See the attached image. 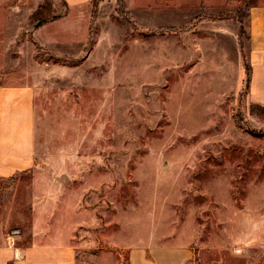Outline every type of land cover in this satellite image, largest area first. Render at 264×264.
Segmentation results:
<instances>
[{"label":"rangeland","instance_id":"rangeland-1","mask_svg":"<svg viewBox=\"0 0 264 264\" xmlns=\"http://www.w3.org/2000/svg\"><path fill=\"white\" fill-rule=\"evenodd\" d=\"M122 3L0 0V84L34 90V165L0 179V243L264 264V106L246 78L264 0Z\"/></svg>","mask_w":264,"mask_h":264},{"label":"crops","instance_id":"crops-1","mask_svg":"<svg viewBox=\"0 0 264 264\" xmlns=\"http://www.w3.org/2000/svg\"><path fill=\"white\" fill-rule=\"evenodd\" d=\"M69 8L92 0H64ZM250 81L248 101L264 106V4L253 7L248 22ZM34 90L28 85L0 84V179H9L34 165ZM188 245H161L154 241L128 251L126 264H189ZM73 243H0V264H76Z\"/></svg>","mask_w":264,"mask_h":264},{"label":"trees","instance_id":"trees-1","mask_svg":"<svg viewBox=\"0 0 264 264\" xmlns=\"http://www.w3.org/2000/svg\"><path fill=\"white\" fill-rule=\"evenodd\" d=\"M100 1V0H92L91 4L95 6V4ZM119 4H120V12L123 11V3L122 0H119ZM46 20H39L37 19V27L41 26L43 23H45ZM246 78H247V84H249L250 81V67H248L247 73H246Z\"/></svg>","mask_w":264,"mask_h":264}]
</instances>
